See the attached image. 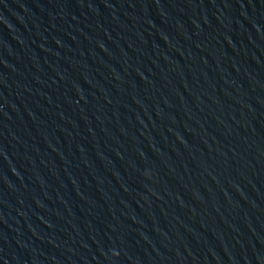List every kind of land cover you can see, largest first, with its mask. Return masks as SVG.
I'll use <instances>...</instances> for the list:
<instances>
[{"label": "water", "instance_id": "water-1", "mask_svg": "<svg viewBox=\"0 0 264 264\" xmlns=\"http://www.w3.org/2000/svg\"><path fill=\"white\" fill-rule=\"evenodd\" d=\"M0 264H264V0H0Z\"/></svg>", "mask_w": 264, "mask_h": 264}]
</instances>
